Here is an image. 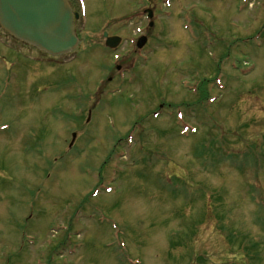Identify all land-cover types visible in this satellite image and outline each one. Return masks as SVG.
<instances>
[{"label":"rangeland","instance_id":"374dc122","mask_svg":"<svg viewBox=\"0 0 264 264\" xmlns=\"http://www.w3.org/2000/svg\"><path fill=\"white\" fill-rule=\"evenodd\" d=\"M70 3L57 59L0 26V264H264V0Z\"/></svg>","mask_w":264,"mask_h":264},{"label":"water","instance_id":"95a60500","mask_svg":"<svg viewBox=\"0 0 264 264\" xmlns=\"http://www.w3.org/2000/svg\"><path fill=\"white\" fill-rule=\"evenodd\" d=\"M72 7L68 0H0V24L11 35L53 56L73 51L79 44L74 29ZM152 17V11H149ZM152 24V23H151ZM107 37L106 44L116 48L120 37ZM146 38H141L143 47ZM75 137L76 134H73Z\"/></svg>","mask_w":264,"mask_h":264},{"label":"flooded vegetation","instance_id":"af4514ba","mask_svg":"<svg viewBox=\"0 0 264 264\" xmlns=\"http://www.w3.org/2000/svg\"><path fill=\"white\" fill-rule=\"evenodd\" d=\"M70 2H71V0H70Z\"/></svg>","mask_w":264,"mask_h":264}]
</instances>
